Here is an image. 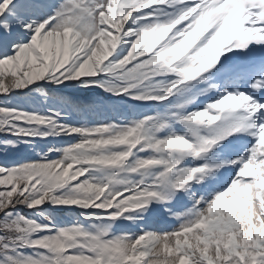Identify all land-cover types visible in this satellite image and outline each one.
<instances>
[{
  "label": "snow or ice",
  "instance_id": "1",
  "mask_svg": "<svg viewBox=\"0 0 264 264\" xmlns=\"http://www.w3.org/2000/svg\"><path fill=\"white\" fill-rule=\"evenodd\" d=\"M0 264H264V0H0Z\"/></svg>",
  "mask_w": 264,
  "mask_h": 264
}]
</instances>
